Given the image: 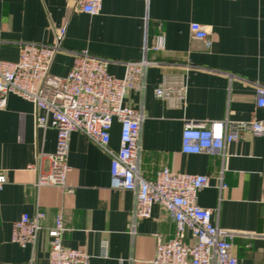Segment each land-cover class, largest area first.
Wrapping results in <instances>:
<instances>
[{
    "label": "crops",
    "instance_id": "0c3cea01",
    "mask_svg": "<svg viewBox=\"0 0 264 264\" xmlns=\"http://www.w3.org/2000/svg\"><path fill=\"white\" fill-rule=\"evenodd\" d=\"M192 23L203 25L208 38H196ZM64 26L51 73L65 77L73 54L84 50L108 61L117 78L124 76L125 63L145 61L144 89L125 101L144 115L142 173L153 179L167 167L209 177L198 205L212 210L220 229L239 234L233 241L239 264H264V136L246 134L227 145L226 160L182 153L188 122L264 119L257 107V89L264 87V0H103L96 16L64 0H0V59L18 61L26 42L53 44ZM161 87L169 98H156ZM120 132L114 123L115 150ZM55 146V130L37 127L35 106L10 95L0 110V171L7 176L0 195V264H49L46 230L60 212L68 229L63 245L84 251L89 264H152L159 240L166 243L176 233L166 210L156 205L151 218L134 220V194L111 188L110 158L79 133L70 140L72 192L37 188L38 171L28 167L37 164L48 172L49 159L41 155L52 154ZM38 211L46 217L35 248L12 243L14 223ZM187 241L193 243L190 236Z\"/></svg>",
    "mask_w": 264,
    "mask_h": 264
},
{
    "label": "built area",
    "instance_id": "2783aa9c",
    "mask_svg": "<svg viewBox=\"0 0 264 264\" xmlns=\"http://www.w3.org/2000/svg\"><path fill=\"white\" fill-rule=\"evenodd\" d=\"M64 1L91 16L100 14L103 6V0ZM190 31L198 39L208 38L201 24L192 23ZM65 34L64 26L58 30L53 44L23 43L16 62L0 59V110L6 108L10 95L18 96L35 106L38 128L56 132L55 151L41 155L49 159V171L43 172L37 164L28 167L38 171L35 186L61 187L72 192L67 187L70 140L73 133H79L110 158L111 188L134 194V220L151 218L154 206L158 205L174 222L175 236L166 243L159 240L152 264H239L233 245L239 234L220 229L213 222L212 210L198 205L199 193L210 185L209 177L163 167L153 179H148L140 169L144 115L125 101L130 92L144 89L146 62L125 63L124 76L117 78L109 72L108 61L84 50L73 54L72 67L65 77L54 76L51 67L62 49ZM155 94L158 99L170 97V92L162 87ZM257 107L264 110V87L257 89ZM116 122L121 126L117 150L111 146V131ZM246 134L264 136V119L239 123L188 122L182 131V153L208 154L226 160L227 145L242 140ZM6 184L7 176L0 171V195ZM45 217L41 211L34 216L22 215L13 225L12 243L34 249L45 229ZM46 231L50 239L49 264H89L90 256L84 251L63 245L68 229L62 212L57 215L55 225ZM189 236L193 243L187 241Z\"/></svg>",
    "mask_w": 264,
    "mask_h": 264
}]
</instances>
